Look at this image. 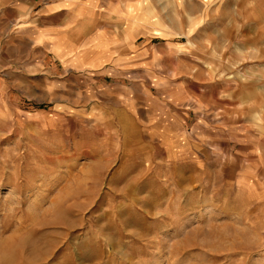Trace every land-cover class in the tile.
I'll return each instance as SVG.
<instances>
[{"label":"rangeland","instance_id":"374dc122","mask_svg":"<svg viewBox=\"0 0 264 264\" xmlns=\"http://www.w3.org/2000/svg\"><path fill=\"white\" fill-rule=\"evenodd\" d=\"M49 1L67 26L70 0ZM29 3L0 0V264H264V0L81 7L78 36L96 10L116 53L126 30L157 49L144 56L159 72L149 98L168 89L187 112L160 137L135 108L127 119L119 103L36 94L29 76L55 65V79L62 65L28 63L15 46Z\"/></svg>","mask_w":264,"mask_h":264},{"label":"crops","instance_id":"0c3cea01","mask_svg":"<svg viewBox=\"0 0 264 264\" xmlns=\"http://www.w3.org/2000/svg\"><path fill=\"white\" fill-rule=\"evenodd\" d=\"M29 1V10L33 14L29 17L30 23L17 34L15 46L20 50L21 56L28 60V63H44V58L51 54L53 59L62 65L61 72L55 79L51 77V74L56 71L54 70L55 65H47V74L42 79L29 76L32 78L30 82L36 94L41 93V89L49 90V93L59 96L63 103L76 100L85 107L94 102L119 103L121 104L119 113L127 119L129 116L134 118L129 114H132L135 108L137 112H142L143 117L145 116L144 125H146L149 136L157 131L160 137L165 127L173 121L176 113L181 112L182 117L186 115L187 112L180 108L184 106V103L171 97L168 89H165L166 94L160 100L149 98L147 88L151 82L159 80V72L156 69L157 62L151 63L150 60L147 62L144 56L148 53L147 56L149 55L151 59V56L157 52L156 48L150 47L148 51L144 48L146 45L139 47L134 43L133 35L131 39L126 37V30L124 32V52L116 53L112 48L117 38L109 33L106 37H102V12L96 10L86 16L87 22L93 23L90 31L86 32L85 29L83 34L77 35L78 23L84 19L81 7L89 6L91 0L69 1L70 18L67 26H55L52 20L53 9L55 4L59 3L58 1L46 0L43 3V0ZM110 7V9L114 8L112 2H110ZM9 18L12 19L11 16ZM4 21L5 19L0 15V38L4 33L1 29ZM68 31L71 32V36L64 39L62 33ZM53 45L60 46L58 53L52 49ZM132 48L140 52L132 56L135 57L133 60L129 57ZM74 54H78L80 58L72 64L68 60ZM90 61L95 62L96 65L89 66ZM29 77L26 76V78ZM112 77L115 81L108 83ZM134 96L138 97L137 102L132 101ZM97 106L103 109L108 105L99 104Z\"/></svg>","mask_w":264,"mask_h":264},{"label":"bare ground","instance_id":"6f19581e","mask_svg":"<svg viewBox=\"0 0 264 264\" xmlns=\"http://www.w3.org/2000/svg\"><path fill=\"white\" fill-rule=\"evenodd\" d=\"M1 249V248H0Z\"/></svg>","mask_w":264,"mask_h":264}]
</instances>
